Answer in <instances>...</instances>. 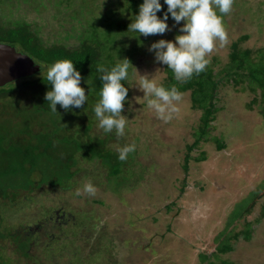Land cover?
<instances>
[{
  "label": "rangeland",
  "instance_id": "374dc122",
  "mask_svg": "<svg viewBox=\"0 0 264 264\" xmlns=\"http://www.w3.org/2000/svg\"><path fill=\"white\" fill-rule=\"evenodd\" d=\"M18 1L8 4L4 21L23 20L47 43L68 45L79 43L80 26L85 24L79 15L72 19L79 4L91 18L98 6L118 12L128 5L124 0H118L119 5L112 0H71L69 6H56L58 0ZM167 23L170 31L140 36L132 53L131 64L138 73L151 74L158 84L166 79L168 68L154 60L148 47L180 34L171 18ZM223 24L228 43L208 56V66L220 83L218 111L206 141L194 145L202 112L191 109L189 91L181 93L173 118L162 121L147 107L143 92L136 88L139 76L130 66L121 113L128 118L125 134L108 133V147L116 153L120 146H136L126 159L122 187L107 179L108 170L100 161L82 159L69 189L32 193L6 212V226L19 225L35 233L37 249L32 255L41 264H264V97L260 90H250L247 78L235 83L222 71L230 62L233 43L248 50L254 62L264 54V0H233ZM136 39L123 40L124 50H131ZM94 132L105 134L98 126ZM214 138L224 143L223 149L217 148ZM89 181L95 195H75ZM252 194L250 213L230 223L238 204ZM57 211L66 212L65 221ZM69 223L78 225L66 227ZM248 230L246 240L242 233ZM224 243L231 249L222 254L217 248ZM47 244L51 253L44 252ZM0 245L10 255V244Z\"/></svg>",
  "mask_w": 264,
  "mask_h": 264
},
{
  "label": "trees",
  "instance_id": "16d2710c",
  "mask_svg": "<svg viewBox=\"0 0 264 264\" xmlns=\"http://www.w3.org/2000/svg\"><path fill=\"white\" fill-rule=\"evenodd\" d=\"M70 1L58 0L56 6H69ZM112 1L116 5L123 2ZM18 2L0 0V43L14 46L19 52L28 55L41 70L0 88V241L8 242L12 249L8 255L0 245V264H41L37 256L32 255V251L37 249L32 236L34 232L19 225L6 226L5 214L23 203L24 198L27 200L32 193L63 187L69 189L79 173L77 165L82 159L100 161L108 170L107 179H111L116 187H122L120 181L128 173L124 168L126 160H119L118 153L108 147L110 134L97 136L94 132L98 122L93 107L99 99L98 92L102 85L100 73L96 69L98 65H103L110 70L123 58L132 62V53L136 51V45L141 39L137 33L128 32L127 28L143 0H124L128 5L118 12L108 5H104L106 8L98 6L96 16L92 18L89 16L90 12L81 9L79 4L77 11L71 16L72 19H77L79 15L84 18L85 24L80 26L79 43L76 45L57 42L50 44L39 35L36 28L25 21H4L3 13L10 11L8 4L15 5ZM163 7L166 8V5ZM91 20V25L86 26ZM129 36H137V39L131 50L126 51L123 42ZM65 59L71 60L80 72V86L85 89L88 100L79 109L65 111L57 105V112H52L48 102L44 100L45 92L50 87L47 85L46 71L55 61ZM222 71L225 77H230L235 83H243L244 78H247L250 90H260L264 97V54L259 61L254 62L248 50H240L238 44L233 43L230 62ZM167 74L161 84L165 88L175 86L180 93L189 91L191 109L202 112L194 145L200 140L206 141L209 136L208 128L218 111L215 106L220 83L218 75H214L213 69L208 65L204 71L194 74L186 82L176 81L170 69H167ZM127 80L122 81L124 86ZM213 140L219 150L223 149L224 143L220 139ZM188 160L189 155L185 159L186 164ZM253 200L254 194L251 199L239 203L230 216V223L248 215ZM55 214L63 217L62 221L67 218L64 211H57ZM261 215L264 217V205ZM69 225L78 224L69 223L65 226ZM72 231H75L74 227ZM249 233V230L242 233L246 240L249 239ZM50 246H44V252L51 253ZM217 249L224 254L231 248L228 243H224ZM11 255L16 258L12 259Z\"/></svg>",
  "mask_w": 264,
  "mask_h": 264
},
{
  "label": "clouds",
  "instance_id": "9594fccd",
  "mask_svg": "<svg viewBox=\"0 0 264 264\" xmlns=\"http://www.w3.org/2000/svg\"><path fill=\"white\" fill-rule=\"evenodd\" d=\"M232 5L233 0H163V3L161 0H143L127 31L144 37L162 35L171 30L167 23L171 18L174 25H179L180 34L175 35L173 40H156L149 45L148 51L154 54L156 62L172 71L176 81L186 82L194 74L205 70L210 62L209 54L217 46L224 47L228 43L223 15L230 13ZM119 60L110 70L103 65H98L96 69L102 82L99 99L93 107L98 128L106 134L115 132L117 137L125 134L128 118L121 113L129 87H125L122 81L129 78L130 66L139 76L136 88L143 92L147 107L160 120H171L178 111L177 103L182 99L178 89L175 86L165 88L151 78V74L138 73L127 58ZM46 80L50 87L44 100L52 112H57V105L65 111L79 109L88 100L85 89L80 86L81 74L71 60L55 61L47 68ZM135 147V144L118 147V159L125 161ZM95 192L96 188L89 181L82 189H77L75 195H95Z\"/></svg>",
  "mask_w": 264,
  "mask_h": 264
},
{
  "label": "water",
  "instance_id": "95a60500",
  "mask_svg": "<svg viewBox=\"0 0 264 264\" xmlns=\"http://www.w3.org/2000/svg\"><path fill=\"white\" fill-rule=\"evenodd\" d=\"M41 67L14 46L0 43V88L40 72Z\"/></svg>",
  "mask_w": 264,
  "mask_h": 264
}]
</instances>
